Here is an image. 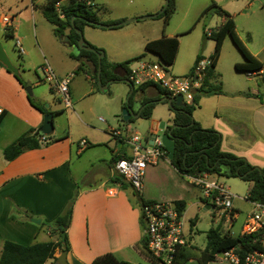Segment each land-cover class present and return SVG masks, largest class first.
Listing matches in <instances>:
<instances>
[{"label": "crops", "instance_id": "obj_1", "mask_svg": "<svg viewBox=\"0 0 264 264\" xmlns=\"http://www.w3.org/2000/svg\"><path fill=\"white\" fill-rule=\"evenodd\" d=\"M214 1L229 13L243 44L264 64V0ZM66 2L67 0H60L58 7ZM209 2L210 0H188L189 6L184 14L195 17L194 22L190 26H184L183 16L169 31L163 29L159 35L154 30V36L147 33V36L133 40L128 32L114 31L120 30L124 25L112 29L86 25L83 28L84 37L88 43L105 50L104 56L108 62H122L142 53L143 56L138 59L155 61L158 59L156 55L145 50L140 53L138 46L144 47L149 40L162 36H177L194 27L198 28L202 12ZM87 3L97 5L99 19L106 22L124 20L141 15L140 13H154L163 6L164 0H138L131 8L120 3L114 6V0H88ZM45 4L46 0H30V3L19 0L5 6L3 0H0V15L6 13L12 17L13 35L20 39L25 50L19 60H13L0 27V42L11 62L18 68V75L23 82L21 83L15 74L0 62V253L5 240L23 245L54 240L55 235L47 223L62 213L66 202L72 197L71 216L66 230L69 243V250L66 252L67 264H89L95 257L105 253H112L117 259L130 264H151L139 250L143 236L141 200H184L185 209H198L202 205L201 193L185 175L176 171L167 155L148 165L139 192H134L123 177L124 182L113 180L117 175L113 170V158L127 157L131 153L126 142L128 136L123 137L118 128L90 124L83 114L84 110L94 107L100 100L99 96H103L114 83L125 86L122 89L115 88L119 107H123V99L130 93V84L122 79H109L102 84L106 85L104 91H100L98 68H95L93 59L82 54L75 45L69 44V40H63L64 36H68V29H65L60 37L53 29H37L36 16L39 14L44 17ZM175 4L177 9L180 0H175ZM213 20L214 28L207 27L210 31L220 26L225 17L216 14ZM111 30L116 33H107ZM108 34H111L113 39L104 42L99 38ZM227 42L228 40L224 39L214 66V76L210 79L213 84H221L223 93L203 94L202 89L206 87L204 81L202 89L195 94L199 96V100L192 115L203 128H211L221 134L222 151L245 157L257 166V148L264 141V100L260 95L259 82V79L264 82V74H247L236 70L235 64L243 60ZM213 48V44L209 45L204 41L203 46L196 43L191 49L190 63L185 68L177 69V73L187 74L196 58L205 53L210 56ZM44 60L48 61L57 77L72 74L69 83L72 106L69 108H73V111L64 107L47 83L51 97L35 92L36 86L45 83L35 70ZM224 62H227V66L222 67L226 64ZM132 65L133 61L128 68ZM79 72L82 75H77ZM115 72L120 77L126 74L121 68ZM26 85L31 87L30 96L25 90ZM262 88L264 89V85ZM156 95V87L152 84L148 85L143 93L136 92L130 105L133 113L137 114L138 110L142 109L140 101L143 96ZM37 101L47 102L54 114L51 138L46 137L45 142L40 141L38 148L25 150L13 160H6L3 149L16 138L31 130L42 134L40 127L44 113L38 109L41 105ZM73 102L80 112L75 110ZM112 102L113 115L117 116L115 101ZM159 104L164 103L158 102L151 116L144 119L146 126L149 125L148 131L151 125L158 126L161 120H164L165 126L173 125V112L168 109L167 103L164 104L166 112L156 111ZM73 113L75 119L83 126L77 133H73L71 126ZM112 130L118 131L119 136H113ZM55 138L59 140H54ZM81 139L86 141L85 146H79ZM144 144L149 145L146 136ZM252 155L255 156L252 158ZM78 183H81V186H78ZM234 207L233 216L236 217L237 210ZM185 209L182 212L184 219ZM31 218L40 219V223L32 222ZM187 219L191 223L190 218ZM59 254L60 251L57 250L54 255L58 257ZM44 264H54V261L48 259Z\"/></svg>", "mask_w": 264, "mask_h": 264}, {"label": "trees", "instance_id": "obj_2", "mask_svg": "<svg viewBox=\"0 0 264 264\" xmlns=\"http://www.w3.org/2000/svg\"><path fill=\"white\" fill-rule=\"evenodd\" d=\"M88 0H67L65 4H61L59 11L56 9V3L60 0H46L43 9L45 19L53 26V31L57 36H63L64 30L68 29L69 44L75 45L78 50L93 59L95 68H98L97 51L100 48L88 43L94 51L80 49L77 45L79 34L76 29L83 30L84 26L98 27L94 23H115L122 21L121 19L110 20L103 22L99 19L97 13L99 7L87 3ZM166 6L162 12H156L157 17L163 18V26L169 23V20L176 10L175 0H165ZM165 3V2H164ZM162 9V7H161ZM214 13L224 16V22L216 29L212 30L208 37L214 40L213 52L210 55L212 60L211 66L208 68L207 77L205 79L206 87L202 89L203 94H221L223 93L221 84H213L210 79L214 76V66L218 60L223 40L229 36L232 43L239 50L243 57V61L236 63L235 68L247 74L258 73L264 66L255 56H253L236 33L234 20L229 13L222 9L214 0H210L208 6L204 9V13ZM151 15V14H150ZM155 16V17H156ZM121 27V26H120ZM119 28V27H115ZM5 38H13V28L9 29L4 34ZM179 41L176 36H162L157 39L149 40L144 45L145 52L152 53L166 66L171 65L178 52ZM143 56L132 57L122 62H108L103 56L100 62V84H104L109 79L128 80V65ZM80 64L78 65L79 68ZM121 68L126 72L123 77H120L115 70ZM21 82L19 75H15ZM154 85L157 90L156 97L143 96L140 105H143L139 117L148 119L154 106L158 102L167 103L165 100L159 99L167 93L158 85L145 82L141 85L134 86L130 83V93L124 106H130L136 92H144L148 85ZM199 96H195L191 104H186L183 107H169L173 112L172 124L167 126L171 138L174 141L173 158L169 160L170 164L176 169L180 175H198L201 172H208L213 176H238L245 181L251 182V186L246 195V200L253 202H264V168H259L251 164L245 157L237 156L234 153L222 151L220 148L221 134L211 128H203L199 122L193 118V111L198 105ZM123 106V107H124ZM42 113H46L44 106L38 107ZM132 117L128 119L131 121ZM42 134L29 131L18 138L3 149V156L6 160H13L25 150L35 149L41 145L40 136ZM46 137L51 138L50 135ZM61 139V138H60ZM54 140H59L55 138ZM162 149L167 155V150L162 146ZM115 161V157L113 158ZM114 181L124 182L120 175L113 178ZM136 192V191H134ZM201 198V197H200ZM202 200V198H201ZM142 203L145 202L141 200ZM73 198L69 206L55 219L48 222V226L52 229V234L55 235L54 240L45 242H36L28 245L19 244L13 241L5 240L0 253V264H44L48 259H53L56 264L57 257L55 252L57 250H65L68 252L69 243L67 239V227L69 225ZM182 213L185 209V201L177 200L174 202ZM252 247L251 236L242 233L231 234L229 231H222L220 226H212L206 233L205 247L198 251L196 248H184L180 253L179 264H184L186 261L195 259L198 264H208L216 259V254L235 248L241 255ZM143 257L148 260L146 249V239L142 236L141 246L139 248ZM89 264H130L128 262L117 259L112 253H105L95 257Z\"/></svg>", "mask_w": 264, "mask_h": 264}, {"label": "built area", "instance_id": "obj_3", "mask_svg": "<svg viewBox=\"0 0 264 264\" xmlns=\"http://www.w3.org/2000/svg\"><path fill=\"white\" fill-rule=\"evenodd\" d=\"M59 11L58 3H56ZM0 27L3 34L12 29V17L9 14L0 15ZM14 30V29H13ZM210 30H206L209 35ZM14 46L19 55L25 50L20 39L13 37ZM210 56L199 55L191 70L181 76L170 75L162 62L136 59L129 68L128 80L134 86L150 82L158 85L166 91V95L175 97L181 95L183 102L191 104L194 96L199 92L211 66ZM37 69L42 72V78L49 88L57 94L64 107H71L69 95V83L72 74L57 77L47 60H44ZM259 73L264 74V68ZM119 132L112 130L113 136H119ZM40 141L45 142L46 136H40ZM131 153L129 156L119 157L113 163V170L123 177L132 189L139 192L146 168L156 163L161 157H166L165 151L159 140L152 145H145L144 138L138 132L132 131L126 138ZM79 146H85L86 141L81 139ZM189 182L201 193L202 205L209 204L210 208L218 212L220 216L233 215L232 201L235 194L231 193L222 183L212 178L208 172L198 175H185ZM251 211L246 215L241 232L251 236V245L245 254L241 255L235 250H229L216 254V259H221L228 264H264V202L253 201ZM140 219L143 235L146 239V249L150 256L151 264H179V256L184 248H188L189 242L184 235V217L179 212L174 202L146 201L140 205ZM231 221V220H230Z\"/></svg>", "mask_w": 264, "mask_h": 264}, {"label": "rangeland", "instance_id": "obj_4", "mask_svg": "<svg viewBox=\"0 0 264 264\" xmlns=\"http://www.w3.org/2000/svg\"><path fill=\"white\" fill-rule=\"evenodd\" d=\"M19 0H3V2L5 3V6L8 5H12L14 2H17ZM27 3H30V0H25ZM115 4L114 6H117L118 3H120V5H123L125 7H129L131 8L134 4H136L138 2V0H114ZM165 2V0H164ZM164 5V3H163ZM187 6L188 5V0H180V4L177 6V9L175 10V12L173 13V15L171 16L169 23L165 26H163V18L162 17H153V18H142V19H137L135 21H132L130 23L125 24L123 27L119 28L120 30H114V31H122V32H128L129 36L131 37V39L135 40V39H139L142 38L144 36H147L146 34L148 33V35L154 36L155 34L152 33L154 32V30L156 31V34L159 35L161 34V32H163V29L166 31H169L170 28L181 18L184 17V26H190V24H192L195 20V17H190L189 14L185 15L184 13L187 10ZM161 9V8H160ZM158 9V11L160 10ZM113 11L115 12V9H113ZM156 11V12H158ZM148 12V11H147ZM154 12V13H156ZM154 13H140L141 15H134L132 17L129 18H135V17H140V16H146V15H150V14H154ZM108 16V14H107ZM127 18V19H129ZM216 18V14H213L211 12L204 13L201 15L200 17V25L197 27H194L193 29H191L190 31L184 33V34H179L177 35V39L179 41V48H178V52L176 54L175 60L171 65L166 66L168 72L170 75L173 76H181L177 73V69H181V68H185L188 66V64L190 63V58H191V49L192 46L197 44H200V46H203V41L204 43H208L209 45L213 44L214 45V40L211 39L210 37L207 36L206 34V30L207 27H212L214 28V23H213V19ZM162 23V24H161ZM205 24V25H203ZM204 26L206 27V29L203 31ZM36 27L37 29H44V30H51L53 29V26L47 21L45 20L44 17H42L41 15L37 14L36 16ZM202 27V29H201ZM94 29V28H93ZM93 31H101V30H93ZM97 33H101V32H97ZM107 33H116L113 32L112 30L107 32ZM111 34H108L107 36H99V38H101L102 41H109L112 37ZM82 35L83 38L87 41V39L84 37V31L82 30ZM156 35V36H157ZM202 37V39H201ZM113 39V38H112ZM224 39L228 40V45L229 47H231V49H233V51H235L238 55H241V53L239 52V50L235 47V45L232 43L231 39L229 36H226ZM7 43L6 46L8 48V52L10 57L15 60L21 57L18 52L17 49L14 46V41L12 38H6ZM88 42V41H87ZM224 42V40H223ZM198 46V45H197ZM102 50H104L103 48H101ZM138 52L142 53L144 51V47L143 45H139L138 46ZM203 50V47L202 49ZM105 51V50H104ZM204 52V51H203ZM207 53L203 54L202 56H206ZM229 54V53H228ZM243 60V57H242ZM156 62H161L159 59H155ZM228 64L230 63V61H227ZM227 62L224 66H227ZM36 73L38 76H40L42 78V72L39 71L37 68L35 69ZM237 70V69H236ZM239 71V70H238ZM34 74V71L32 69V75ZM77 75H82L81 72L77 73ZM35 79H37V77L35 76ZM261 88H260V95L262 96L263 100H264V89L262 88V85H264V82H262L259 79ZM25 87H30L29 85H26ZM119 88L122 89V87H125L123 84L121 83H114L112 84L108 90L102 94L103 96H99L100 100L94 104L95 106L92 107L91 109H87L84 110V114L83 117L85 118V120H87L88 122H90V124H96V125H104V126H111L112 128H118L120 130V132L122 133L123 137H127L131 134L132 131H136L139 133V135L142 137V139L148 135L149 131H148V126H146V121L143 118L140 117H132L131 121H127L124 122L121 118L122 116V110L123 107H119V99L116 98V93L117 91L115 90V88ZM31 88V87H30ZM100 89V88H99ZM35 92L36 93H44L46 95H50L51 97V93H49V91L47 90V84L46 83H41L39 86L35 87ZM127 97H128V93L126 94V96L123 99V102L127 101ZM112 101H115V107L117 108V116L113 115V107L111 106V104L113 103ZM41 106H44L47 104V102H43V101H37ZM74 108L75 110H77V112H80L78 110V108L76 107L75 103L73 102ZM70 111H73V108H69ZM156 111L158 112H166V105L164 104H159L157 106ZM72 120H71V126H72V130L73 133H77L79 132L83 126L75 119V114H72ZM164 121V120H161ZM120 147L123 146L122 144H118ZM257 153H259V157L256 158L255 160H258V164L257 167L259 168H264V141H262L260 143V145L257 148ZM255 155H252V158ZM212 178L216 179L217 181H219L220 183H222L226 188L229 189V191L233 194H235L237 197H235L232 201V206L235 208V210H237V216L234 217L233 215L229 218L228 214H225L224 216H220L218 214V212H215L211 209H205L204 205H201L197 208H186L185 209V218L184 219V235L186 237V239L189 242V246L191 248H196L198 251L202 250L205 247L206 244V233L208 231V229L212 226H220L222 231H229V233L231 234H237L238 232L241 231V227L242 224L246 218V215L251 211L252 209V205L250 203V201L246 200V195L248 193V190L251 186V182L249 181H245L243 179H241L238 176L235 177H231V176H212ZM78 186H81V183H78ZM76 188L74 189L75 192ZM73 192V194H74ZM72 194V196H73ZM72 198V197H71ZM71 198L68 199V201L66 202L65 208L64 210L69 206ZM63 210V211H64ZM62 211V212H63ZM235 213V212H234ZM233 213V214H234ZM190 218L191 223H189L188 219ZM231 220V221H230ZM231 224V225H230ZM146 264H149V262H145ZM184 264H198L196 258L195 259H191L186 261ZM208 264H228L227 262H225L224 260L221 259V256H219L217 259H215L214 261L209 262Z\"/></svg>", "mask_w": 264, "mask_h": 264}, {"label": "water", "instance_id": "obj_5", "mask_svg": "<svg viewBox=\"0 0 264 264\" xmlns=\"http://www.w3.org/2000/svg\"><path fill=\"white\" fill-rule=\"evenodd\" d=\"M166 6V1L164 5L162 6V9H160L159 12H162L163 9ZM157 14H151V15H146V16H140V17H135V18H130V19H124L119 22L115 23H102V22H95L94 24L100 28H105V29H112L115 27H120L123 26L127 23H130L132 21H135L137 19H142V18H153ZM77 33L79 34V38L77 39V45L80 49H85L89 51H94L93 48L88 44V42L83 38L82 35V30L76 29ZM64 41H68L69 37L64 36L63 38ZM97 56H98V70H97V77H98V83H100L99 75H100V62L101 58L104 56V51L100 50L97 51ZM0 62L7 68V70L13 72L15 75H18V68L14 66V64L11 62L10 58L8 57L6 51L4 50V47L2 43L0 42ZM127 83L130 84L129 80H125ZM100 91H104L106 88V85H99ZM26 92L30 96L32 94L31 88L30 87H25ZM160 101L165 100L167 102V105L169 107H183L185 106V103L183 102V98L181 95H177L175 97H170L168 95H165L159 99ZM46 108V113L43 115V121L40 127V132L42 134L48 135L52 132L53 130V112L51 111L50 107L48 104L45 105ZM141 111V108L138 110L137 114L133 113V110L130 106L126 105L123 107L122 110V120L124 122H127L130 117L138 116L139 112ZM175 125H171V128H173ZM167 126H165L164 121H159L158 126L151 125L149 128V133L146 135V138L149 139V144L152 145L154 144L155 140H159L160 144L167 150V157L169 160L173 158V153H174V141L171 138L170 132L166 131ZM205 209H211L209 204L205 205ZM212 210V209H211ZM31 221L38 224L40 223V219L37 218H31ZM57 264H67L66 262V251L61 250L60 254L57 257Z\"/></svg>", "mask_w": 264, "mask_h": 264}]
</instances>
